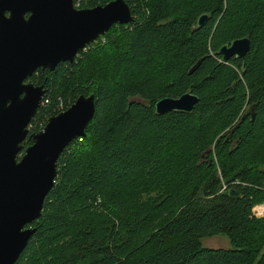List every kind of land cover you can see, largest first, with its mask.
I'll list each match as a JSON object with an SVG mask.
<instances>
[{"label":"trees","instance_id":"16d2710c","mask_svg":"<svg viewBox=\"0 0 264 264\" xmlns=\"http://www.w3.org/2000/svg\"><path fill=\"white\" fill-rule=\"evenodd\" d=\"M124 1L132 23L26 80L45 89L30 134L82 95L95 114L59 157L15 264H264V0ZM246 36L244 58L216 55ZM187 92L191 113L155 114ZM220 235L230 248L202 246Z\"/></svg>","mask_w":264,"mask_h":264},{"label":"water","instance_id":"95a60500","mask_svg":"<svg viewBox=\"0 0 264 264\" xmlns=\"http://www.w3.org/2000/svg\"><path fill=\"white\" fill-rule=\"evenodd\" d=\"M133 19L124 0L87 9L75 8L73 0H0V264H15L36 232L31 225L41 217L54 186L57 161L85 135L95 114L94 95H82L49 118L40 132L30 134L28 126L45 89L26 80L38 69L54 71L61 63H73L112 26ZM206 20L201 15L197 27ZM249 50L246 36L221 46L216 55L226 63L244 58ZM198 101L189 92L163 98L155 103V114L191 113ZM27 138L32 145L24 149Z\"/></svg>","mask_w":264,"mask_h":264},{"label":"rangeland","instance_id":"374dc122","mask_svg":"<svg viewBox=\"0 0 264 264\" xmlns=\"http://www.w3.org/2000/svg\"><path fill=\"white\" fill-rule=\"evenodd\" d=\"M75 1H76L77 5H80L79 0H75ZM84 2H86V1H84ZM76 7H78V6H76ZM256 210L258 211V208H255L254 211H256ZM201 244L203 247L210 248V249H227V248H230L227 238L225 236H222V235L202 239Z\"/></svg>","mask_w":264,"mask_h":264},{"label":"built area","instance_id":"2783aa9c","mask_svg":"<svg viewBox=\"0 0 264 264\" xmlns=\"http://www.w3.org/2000/svg\"><path fill=\"white\" fill-rule=\"evenodd\" d=\"M76 6H79V5H74L75 8H78ZM255 208H258V211H254ZM253 215L257 218H260V217H264V203H262L261 205H258L256 207L253 208Z\"/></svg>","mask_w":264,"mask_h":264}]
</instances>
